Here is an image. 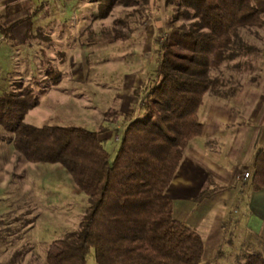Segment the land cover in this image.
Listing matches in <instances>:
<instances>
[{
	"label": "trees",
	"instance_id": "1",
	"mask_svg": "<svg viewBox=\"0 0 264 264\" xmlns=\"http://www.w3.org/2000/svg\"><path fill=\"white\" fill-rule=\"evenodd\" d=\"M116 4L131 6L127 15L143 12L141 21L148 18V0H100L97 16L105 17ZM165 5L171 10L154 76L133 88L141 103L138 111L125 113L113 155L100 138L107 129L102 124L96 129L35 125L23 117L38 103L37 96L27 89L0 93V124L11 132L18 155L59 163L86 195L77 226L49 243L46 264H86L90 247L97 264H219L201 262L200 233L174 216L165 191L190 139L202 133L198 108L203 95L219 90L211 70L239 53L240 30L259 28L264 18L253 0H165ZM20 20L0 30L12 37ZM253 165L251 185L261 190L264 148ZM244 258L242 264H264L258 250Z\"/></svg>",
	"mask_w": 264,
	"mask_h": 264
},
{
	"label": "rangeland",
	"instance_id": "2",
	"mask_svg": "<svg viewBox=\"0 0 264 264\" xmlns=\"http://www.w3.org/2000/svg\"><path fill=\"white\" fill-rule=\"evenodd\" d=\"M170 8L165 4L152 6L148 0V18L141 21L143 12L127 15L131 6L116 4L90 29L82 20L89 22L95 13L92 11L98 12L92 5L84 16L73 12L74 8H63L57 14L60 26L50 23L53 13L46 8L33 16V23L43 29L26 31L27 37L19 43L15 41L23 37L26 13L8 20L0 10L3 26L16 19L22 23L14 31L15 38L0 30V93L27 89L33 98L37 96L38 103L23 117L35 125L77 124L96 129L102 124L107 129L100 138L113 155L126 124L125 113L133 108L138 111L141 103L140 96L132 94L133 88L154 76ZM120 17L123 22L116 20ZM235 47L239 53L210 74L219 81L220 90L236 94L244 87L242 83L256 84L264 76L262 29L240 30ZM215 93L206 91L204 101ZM10 135L0 124V264H46L49 243L77 226L87 205L86 195L59 163L19 156ZM247 184L238 178L233 185H205L202 192L185 201L166 188V194L174 199L175 217L190 226L199 220L197 230L204 243L201 262L242 264L246 251L258 250L264 255L261 238L251 239L248 250L230 249L225 240L224 248L217 249L213 234L207 230L220 194L224 191L227 213L234 214L245 198ZM224 226L226 236L233 228L239 233L237 237L241 236L240 224ZM16 251L20 253L16 255ZM86 264H97L93 247L86 254Z\"/></svg>",
	"mask_w": 264,
	"mask_h": 264
},
{
	"label": "crops",
	"instance_id": "3",
	"mask_svg": "<svg viewBox=\"0 0 264 264\" xmlns=\"http://www.w3.org/2000/svg\"><path fill=\"white\" fill-rule=\"evenodd\" d=\"M99 2L100 0H0V10L8 20L17 13H26L23 17L26 18L23 37L15 41L19 43L27 37L26 31L33 27L39 31L43 29L40 24L33 23V16L42 10L51 9L53 21L50 23L60 26L62 22L58 20L57 14L63 8H74L73 12H79L84 16L89 5L98 10ZM150 3L152 6L163 5L165 0H150ZM253 3L262 11L264 18V0H253ZM92 13L93 17L88 20L89 22H86L85 18L82 20L86 24L85 28L90 29L97 24V11ZM28 18L32 21L30 25L27 23ZM21 24L19 22L12 28V38L16 37L14 31ZM258 29H262L264 33V25ZM255 79L251 78L253 81ZM260 79L261 81L256 84L242 83L244 87L236 94L233 90L219 89L207 101H204L205 92L200 104L202 108H198V116L203 123L202 133L190 139L167 187L170 193L173 192L185 201L202 192L205 185L215 184L222 187L233 185L238 178L248 182L243 190L245 198L239 204L240 209L234 211V214L227 213L224 191L217 201L219 204H214V207L218 206L206 224L207 230L213 234L212 242L216 244L217 249L224 248V240L226 241L224 244L233 250L239 248L248 250L249 241L253 238L264 240V188L255 190L251 185L254 159L258 151L264 148V76ZM240 169L242 171L238 173ZM246 171L249 172L248 178L244 177ZM230 223L235 226L241 225L242 233L239 236L241 238L237 237L239 233L234 232V228L227 231V236L230 234L231 236L225 235L224 225ZM194 224L193 227L197 230L199 220H195ZM236 228L239 229L238 226ZM250 251H246L245 254Z\"/></svg>",
	"mask_w": 264,
	"mask_h": 264
},
{
	"label": "built area",
	"instance_id": "4",
	"mask_svg": "<svg viewBox=\"0 0 264 264\" xmlns=\"http://www.w3.org/2000/svg\"><path fill=\"white\" fill-rule=\"evenodd\" d=\"M248 176H249V172L248 171L244 172V177L248 178Z\"/></svg>",
	"mask_w": 264,
	"mask_h": 264
}]
</instances>
